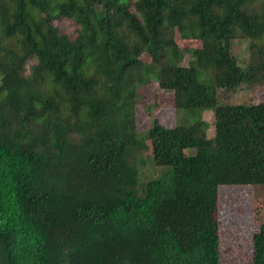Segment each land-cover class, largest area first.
<instances>
[{
    "label": "trees",
    "instance_id": "trees-1",
    "mask_svg": "<svg viewBox=\"0 0 264 264\" xmlns=\"http://www.w3.org/2000/svg\"><path fill=\"white\" fill-rule=\"evenodd\" d=\"M237 37L264 40V0H0V264H224L219 190L264 186V102L219 96ZM149 79L173 127L154 103L138 129Z\"/></svg>",
    "mask_w": 264,
    "mask_h": 264
},
{
    "label": "rangeland",
    "instance_id": "rangeland-1",
    "mask_svg": "<svg viewBox=\"0 0 264 264\" xmlns=\"http://www.w3.org/2000/svg\"><path fill=\"white\" fill-rule=\"evenodd\" d=\"M100 12V4L94 5ZM70 37L75 39L74 28L67 29ZM177 44L181 49L200 48L198 40H182L178 35ZM77 41L71 44L76 49ZM228 54L232 57L235 67V88L230 91H220L222 102L227 104H249L252 102H264V84L253 83L249 67L264 60V40L249 41L237 37L228 44ZM261 57V58H260ZM143 62L151 60L149 55L142 56ZM191 57L185 55L182 65L187 66ZM36 70L44 66V55L37 54ZM260 77L255 76V80ZM138 91L144 96V103L136 107V125L139 130H147L151 119L147 113V105L158 103L159 108L154 113L156 117L167 127H173L176 123L175 113L170 106L168 96L160 97V89L155 80H141L138 83ZM202 118L210 124L208 138H214L213 116L211 112H203ZM194 154V151H187ZM155 172V171H153ZM152 172V173H153ZM159 171L151 174L156 177ZM218 222L220 238V253L224 264H250L253 255V235L264 225V186H226L219 190L218 206L215 214Z\"/></svg>",
    "mask_w": 264,
    "mask_h": 264
}]
</instances>
